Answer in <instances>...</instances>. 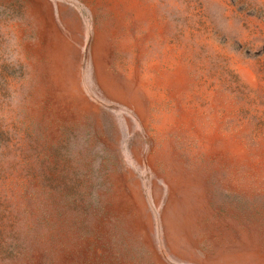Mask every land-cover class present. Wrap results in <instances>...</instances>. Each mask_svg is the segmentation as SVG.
Instances as JSON below:
<instances>
[{"label":"rangeland","instance_id":"obj_1","mask_svg":"<svg viewBox=\"0 0 264 264\" xmlns=\"http://www.w3.org/2000/svg\"><path fill=\"white\" fill-rule=\"evenodd\" d=\"M0 264H264V0H0Z\"/></svg>","mask_w":264,"mask_h":264}]
</instances>
